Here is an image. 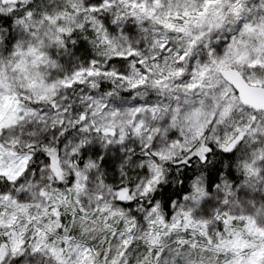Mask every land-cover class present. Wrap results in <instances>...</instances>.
Returning <instances> with one entry per match:
<instances>
[{
    "label": "snow or ice",
    "instance_id": "1",
    "mask_svg": "<svg viewBox=\"0 0 264 264\" xmlns=\"http://www.w3.org/2000/svg\"><path fill=\"white\" fill-rule=\"evenodd\" d=\"M0 264H264V0H0Z\"/></svg>",
    "mask_w": 264,
    "mask_h": 264
}]
</instances>
